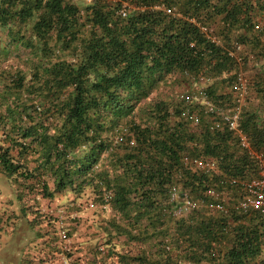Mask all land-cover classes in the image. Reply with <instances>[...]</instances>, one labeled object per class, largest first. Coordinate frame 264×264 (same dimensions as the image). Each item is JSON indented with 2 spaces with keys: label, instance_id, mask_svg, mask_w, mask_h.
Segmentation results:
<instances>
[{
  "label": "trees",
  "instance_id": "obj_1",
  "mask_svg": "<svg viewBox=\"0 0 264 264\" xmlns=\"http://www.w3.org/2000/svg\"><path fill=\"white\" fill-rule=\"evenodd\" d=\"M259 6L0 0V172L22 213L28 202L69 194L95 204L102 235L82 262L65 248L68 231L63 241L64 228L55 230L57 220L46 214L44 227L30 222L43 235L39 257L26 264H53L50 257L64 251L70 264H264V216L235 209L241 189L229 184L257 177L256 163L224 124L210 126L201 111L197 125L182 121L174 89L189 90L202 79L209 99L231 110L241 69L248 94L239 128L264 155V73L255 64L264 54ZM234 42L242 45L239 63L227 54ZM183 158L213 160L215 170H194ZM210 188L226 194L227 213L210 210L216 202ZM173 190L202 205L166 215Z\"/></svg>",
  "mask_w": 264,
  "mask_h": 264
},
{
  "label": "built area",
  "instance_id": "obj_2",
  "mask_svg": "<svg viewBox=\"0 0 264 264\" xmlns=\"http://www.w3.org/2000/svg\"><path fill=\"white\" fill-rule=\"evenodd\" d=\"M87 1L89 2L90 0ZM166 12L168 13L169 10H166ZM200 29L211 43L222 46L220 38L211 34L206 27H201ZM241 48V44L234 42L231 48L227 50L228 56L236 59L238 63L240 62L238 52ZM231 90L235 94V97H237L238 104L231 110H227L224 106H219L209 99L204 89V80L202 79H199L189 90L180 89V91L176 93V98L183 104L179 113V118L190 126H195L201 121L202 117L200 113H202L205 119L207 118L210 126L219 128L222 123L229 131L235 134L236 138L239 140V147L256 163L258 175L246 181H239L237 179L229 180V184L235 186L239 185L241 189L239 198L234 204V208L243 212L258 211L264 216V155L252 148L250 140L239 128L241 106L244 104L248 94L247 78L241 69L235 75ZM199 111L201 112L199 113ZM130 144H133V141H131ZM183 161L192 169L204 173H211L215 170V163L210 159L183 158ZM206 193L216 201L214 204L209 205L210 210L227 213L224 204L230 200L225 193L212 188L208 189ZM170 203L172 206L167 210L166 215L171 214L174 217L188 214L202 205L201 201H194L187 196L179 197L175 190L171 192ZM60 236L63 241L67 239L66 232L64 231L60 233Z\"/></svg>",
  "mask_w": 264,
  "mask_h": 264
},
{
  "label": "rangeland",
  "instance_id": "obj_3",
  "mask_svg": "<svg viewBox=\"0 0 264 264\" xmlns=\"http://www.w3.org/2000/svg\"><path fill=\"white\" fill-rule=\"evenodd\" d=\"M161 92H163L165 97L174 98V93L172 94L166 90ZM158 96L160 94H153L152 98L154 99ZM34 202L36 201L34 200ZM18 203L17 195L10 185L9 179L0 172V264H21L32 244L36 243L37 231L35 229L32 230L31 225L28 223V221L31 222L33 214H35L34 217L37 219V225L41 224L42 227L45 226V223L42 222L44 215L48 214V216L55 218L57 220L54 225L55 230L62 227L65 232L68 231L69 238L65 242V248L70 249L67 251L73 253L74 258H79L82 262L87 257L91 244L100 243L102 235L94 223L98 222L99 219H97L94 209L87 208V203L83 198L76 200L71 195H64L63 197L55 198L53 202H41V205L37 206L31 201L28 202V210L31 214L28 216L20 211ZM76 205L79 206L78 209ZM76 210L78 211L76 212ZM74 218L79 219V221H75ZM90 219L95 227L91 225ZM58 222L60 223L58 224ZM77 242L80 243L79 246H77ZM77 249L78 251H75ZM39 255L40 252L37 250L33 252L35 259ZM49 262L53 264H70L71 260L68 258L66 251H64L63 253L58 252L56 257H50Z\"/></svg>",
  "mask_w": 264,
  "mask_h": 264
},
{
  "label": "crops",
  "instance_id": "obj_4",
  "mask_svg": "<svg viewBox=\"0 0 264 264\" xmlns=\"http://www.w3.org/2000/svg\"><path fill=\"white\" fill-rule=\"evenodd\" d=\"M255 1V0H254ZM256 2H259V4H260V6H259V9L260 10H256L255 11V16H256V19H255V22H256V24H257V26H259L261 29H263V33L261 34V36H260V40H261V43H260V46L264 49V0H256ZM255 3V2H254ZM264 53V52H263ZM258 59H257V61L258 62H255V64H256V66H257V71L256 72H259V74H263L264 73V65H263V63H261L262 61L261 60H263V62H264V54H263V56L262 57H257ZM258 63V64H257ZM255 72V71H254ZM252 73V74H251ZM246 74V73H245ZM247 74L248 75H253V72H247ZM11 185V184H10ZM13 189H14V187H13ZM67 195H69V194H67ZM60 196H64V195H59V196H57L56 197V199L58 198V197H60ZM63 199V198H62ZM55 200V198L53 199V200H46V199H39L38 200V202H39V204H37L36 202H33V203H35L36 204V206L37 205H41V202L43 203V202H53ZM92 202H88L87 203V208H89V209H95V204H91ZM19 204V203H18ZM19 209H20V211H21V206H20V204H19ZM94 211V210H93ZM22 212V211H21ZM33 214V213H32ZM28 215H31L30 214V211L28 210V214L26 215V216H28ZM25 216V217H26ZM35 214H33V216H32V219H31V222L35 219ZM27 218V217H26ZM89 220V219H88ZM91 220V219H90ZM28 223L31 225V228H32V230H34L35 228H36V226H35V228L33 229V226H32V224L28 221ZM91 225H92V223H93V221L91 220ZM96 225H99V222H97L96 221V223H95ZM93 227H95L94 225H92ZM92 226H91V228H92ZM93 229V228H92ZM72 231H73V228H72ZM36 234H37V232H36ZM42 235L43 234H41V237H42ZM73 235H75L74 233H73ZM34 236V235H33ZM37 237V236H36ZM36 238L37 239V241H36V243L35 244H32V247L30 248V250L26 253L27 255L25 256V258L21 261V264H26V263H31V260H32V257H33V252H35L36 250H37V245H39V243L42 241V238ZM77 240V239H76ZM38 251V250H37Z\"/></svg>",
  "mask_w": 264,
  "mask_h": 264
}]
</instances>
